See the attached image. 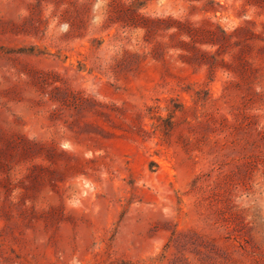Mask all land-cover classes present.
Instances as JSON below:
<instances>
[{
    "label": "rangeland",
    "instance_id": "rangeland-1",
    "mask_svg": "<svg viewBox=\"0 0 264 264\" xmlns=\"http://www.w3.org/2000/svg\"><path fill=\"white\" fill-rule=\"evenodd\" d=\"M0 264H264V0H0Z\"/></svg>",
    "mask_w": 264,
    "mask_h": 264
},
{
    "label": "trees",
    "instance_id": "trees-1",
    "mask_svg": "<svg viewBox=\"0 0 264 264\" xmlns=\"http://www.w3.org/2000/svg\"><path fill=\"white\" fill-rule=\"evenodd\" d=\"M158 19H160V18H158ZM158 19H157V20H158ZM155 20H156V19H155ZM152 21H154V20H152ZM142 26L145 27L147 30H150L151 27H152L151 24H149V22H148V23H144V24H142ZM168 27H171V26H168Z\"/></svg>",
    "mask_w": 264,
    "mask_h": 264
}]
</instances>
